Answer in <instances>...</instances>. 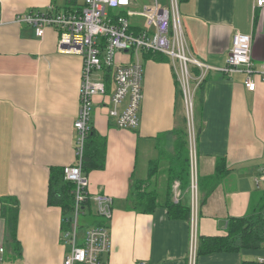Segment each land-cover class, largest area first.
Instances as JSON below:
<instances>
[{
    "label": "crops",
    "instance_id": "obj_1",
    "mask_svg": "<svg viewBox=\"0 0 264 264\" xmlns=\"http://www.w3.org/2000/svg\"><path fill=\"white\" fill-rule=\"evenodd\" d=\"M67 3L0 0V264H62L69 250L61 240V209L47 204L48 178L51 168L75 162L73 123L79 111L81 58L59 51L55 30L46 28L41 39L28 25L14 23L19 14L49 8L56 12ZM253 3L187 0L179 5L190 56L211 68L199 88L194 90L192 82L198 182L193 217L198 242L224 236L228 221L248 215L264 195V181L254 182L264 169V85L257 83L249 92L243 87V73L220 71L235 34L251 38L254 67L264 63V8L253 12ZM141 20L132 19L137 30ZM141 63L138 127L120 129L108 117L112 87L105 75L106 95L94 97L90 117L91 134L105 142L104 167L83 175L89 197L112 199L106 264H187L191 207L189 220H184L171 219L164 207L138 213L129 203L132 187L141 184V191L155 192L159 202L166 199L175 131L187 124L170 60L145 53ZM152 162L157 171L149 178ZM220 163L222 176L211 182ZM162 187L164 192L158 193ZM8 198L17 203L16 241L21 251L16 257L1 216V202ZM259 258L264 260V250L242 249L198 255L196 264H242Z\"/></svg>",
    "mask_w": 264,
    "mask_h": 264
},
{
    "label": "built area",
    "instance_id": "obj_2",
    "mask_svg": "<svg viewBox=\"0 0 264 264\" xmlns=\"http://www.w3.org/2000/svg\"><path fill=\"white\" fill-rule=\"evenodd\" d=\"M164 1V3H162ZM152 0L150 6L143 5L141 10L134 9L137 0H67L64 10L53 12L28 11L15 17L14 23L31 27L37 38L44 36L45 29L55 30L59 36L58 49L61 53L77 55L81 58L79 84V111L73 123L75 132V162L64 167L63 180L75 185V203L69 231L62 232L61 240L69 250L62 264H106L110 250L109 223L113 215L112 199L107 196L89 197L88 182L82 171L85 141L91 132L90 117L93 99L106 95L105 75L109 76L112 93L110 94L108 117L114 119L120 129L138 127V111L142 101V57L143 54L166 56L175 69V76L182 92L187 118V140L189 148V175L191 191V231L187 264H196L198 237L195 218L197 203L196 172V133L192 120L193 91L204 82L211 69L193 59L187 48L185 33L180 20L178 0ZM264 8V0H254L253 12ZM141 18L139 30L130 20ZM252 40L248 36L235 34L225 67L224 74L243 73V87L254 92L257 83L264 85V63L259 69L254 67L251 58ZM119 55L128 60L121 61ZM191 67L199 74L193 79ZM195 80L192 91L190 86ZM264 181V169L255 179V184ZM179 183L174 182V202L181 198ZM86 198L94 207L95 216L104 224L88 227L78 237L79 217L84 210L81 206ZM0 252L2 250L0 249ZM259 264L264 260L259 258ZM137 264H145L139 261Z\"/></svg>",
    "mask_w": 264,
    "mask_h": 264
},
{
    "label": "trees",
    "instance_id": "obj_3",
    "mask_svg": "<svg viewBox=\"0 0 264 264\" xmlns=\"http://www.w3.org/2000/svg\"><path fill=\"white\" fill-rule=\"evenodd\" d=\"M187 0H178V4ZM191 73L198 75L197 69L193 68ZM202 85V84H201ZM200 85V86H201ZM174 153L169 156V167L167 170L168 187L166 191V199L161 203L155 192L141 191L140 187L133 188L130 193L129 203L132 210L138 213H151L157 207L167 209L171 219L189 220L191 207V191H190V175H189V157L187 145L186 121L183 130L175 131ZM105 142L91 132L85 141L84 155L82 159V171L89 173L94 170H102L104 167ZM222 163L217 165V176L210 179L211 182L218 181V176H222ZM64 168V167H63ZM63 168H51L49 172V192L47 204L48 206H59L61 209V227L62 231L67 232L71 227L73 206L75 203V185L63 180ZM157 171V163L152 162L148 176ZM174 182L179 183L181 198L174 202L171 199V187ZM198 183V182H197ZM213 186L207 190V195L212 191ZM260 202L253 207L248 215L241 218L230 219L227 224L226 234L224 236H214L200 239L198 242L197 256L206 255L216 252H238L242 249L246 250H264V195L260 198ZM10 203V207L7 206ZM84 219H88V227H97L104 224V221L95 216L94 207L89 198H86L83 204ZM1 216L7 225V233L9 232L13 244L11 245L13 254L20 256V245L16 241L17 226V203L12 199H5L1 202ZM85 220V221H86ZM80 228V226H79ZM242 264H259L258 262H243Z\"/></svg>",
    "mask_w": 264,
    "mask_h": 264
},
{
    "label": "rangeland",
    "instance_id": "obj_4",
    "mask_svg": "<svg viewBox=\"0 0 264 264\" xmlns=\"http://www.w3.org/2000/svg\"><path fill=\"white\" fill-rule=\"evenodd\" d=\"M161 1L162 0H159V2H161ZM143 5H147V6L153 5L152 4V0H137V6L134 9L141 10V8H142L141 6H143ZM130 22L132 24H134V22L132 20H130ZM190 89L192 90V85L190 86ZM194 94L195 93L192 94V92H191V96L194 95ZM194 99L195 98H193V102H194L193 104L195 105V100ZM194 110H193V106H192V120H191V116H190V125L191 126L193 125V121H194ZM186 128H187V124H186ZM167 156H169V155H167ZM188 156H189V148H188ZM160 191L163 193L164 192V187L160 188V190H158L157 192L160 193ZM170 193H171V199L174 201L173 188L172 187H171ZM78 220H79L78 224L80 226V228L78 229V237H80V236H82V233H84L85 230L87 229L88 224L86 222H88V219L86 220V219H84L83 216H80Z\"/></svg>",
    "mask_w": 264,
    "mask_h": 264
},
{
    "label": "bare ground",
    "instance_id": "obj_5",
    "mask_svg": "<svg viewBox=\"0 0 264 264\" xmlns=\"http://www.w3.org/2000/svg\"><path fill=\"white\" fill-rule=\"evenodd\" d=\"M63 171H64V169H63ZM63 174H64V172H63Z\"/></svg>",
    "mask_w": 264,
    "mask_h": 264
}]
</instances>
